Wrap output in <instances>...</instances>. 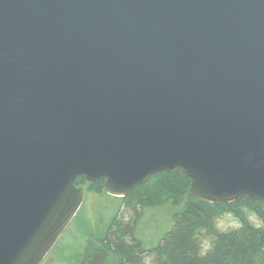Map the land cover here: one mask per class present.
<instances>
[{"label": "water", "instance_id": "water-1", "mask_svg": "<svg viewBox=\"0 0 264 264\" xmlns=\"http://www.w3.org/2000/svg\"><path fill=\"white\" fill-rule=\"evenodd\" d=\"M181 171L264 203V0H0V264H42L105 180Z\"/></svg>", "mask_w": 264, "mask_h": 264}, {"label": "trees", "instance_id": "trees-1", "mask_svg": "<svg viewBox=\"0 0 264 264\" xmlns=\"http://www.w3.org/2000/svg\"><path fill=\"white\" fill-rule=\"evenodd\" d=\"M82 184L98 196L101 211L93 241L75 264H145L141 255L148 253L153 264H264V203L244 196L233 203L199 202L189 195L191 181L181 171L157 174L124 198L107 195L104 179L90 184L80 177L76 186ZM122 208L133 213L131 222L118 220ZM244 208L260 217L262 227L244 220ZM224 213L240 219L238 232L217 231L214 220ZM203 238L212 244L206 253Z\"/></svg>", "mask_w": 264, "mask_h": 264}, {"label": "rangeland", "instance_id": "rangeland-1", "mask_svg": "<svg viewBox=\"0 0 264 264\" xmlns=\"http://www.w3.org/2000/svg\"><path fill=\"white\" fill-rule=\"evenodd\" d=\"M85 191V200L78 214L65 231L63 236L57 242L55 247L46 257L42 264H75L82 256L90 242L93 241V233L95 231V217L101 211V206L98 203V196L89 188V184H82L81 187ZM98 205L100 207H98ZM264 212V206H263ZM244 220L250 225L260 228L262 221L260 217L251 209H243ZM118 220L125 223L131 222L133 213L122 208L118 212ZM214 226L219 233L228 234L238 232L242 228L241 221L232 213H224L216 217ZM203 251L208 252L211 247V240L203 238ZM142 249L140 250L141 253ZM143 262L153 264L155 257L153 254H143Z\"/></svg>", "mask_w": 264, "mask_h": 264}, {"label": "clouds", "instance_id": "clouds-1", "mask_svg": "<svg viewBox=\"0 0 264 264\" xmlns=\"http://www.w3.org/2000/svg\"><path fill=\"white\" fill-rule=\"evenodd\" d=\"M146 264H147V262H146Z\"/></svg>", "mask_w": 264, "mask_h": 264}]
</instances>
